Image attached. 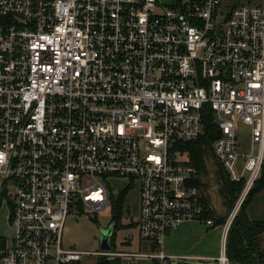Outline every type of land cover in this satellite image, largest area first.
Masks as SVG:
<instances>
[{"label": "built area", "instance_id": "1", "mask_svg": "<svg viewBox=\"0 0 264 264\" xmlns=\"http://www.w3.org/2000/svg\"><path fill=\"white\" fill-rule=\"evenodd\" d=\"M226 1L0 0V207L13 230L0 264H189L164 242L184 222L214 225L197 168L177 154L206 106L212 157L243 188L218 254L193 260L235 264L227 232L264 164V7ZM240 125L255 153H240ZM105 177L138 181L152 254L63 247L69 215L107 207Z\"/></svg>", "mask_w": 264, "mask_h": 264}, {"label": "rangeland", "instance_id": "2", "mask_svg": "<svg viewBox=\"0 0 264 264\" xmlns=\"http://www.w3.org/2000/svg\"><path fill=\"white\" fill-rule=\"evenodd\" d=\"M178 1H180L181 4H186L190 0H158V4L160 7H168L170 5L176 4ZM242 2L245 4L250 3L260 7H264V0H242ZM225 3L227 4L228 1L225 0ZM236 135L240 153H249L252 149L249 141V128L244 125H240ZM252 150L255 153L257 151V148H253ZM179 156L180 157L178 159L180 160H189L186 154ZM204 162V173L200 172L198 184L201 186L205 194V202L209 204L211 208V215L219 217L225 216V222L235 204L230 210H227L222 206V197L219 192L220 186L218 183V167L210 156H208L207 159L204 158ZM104 183L107 185L108 192L110 194L107 207L101 211H84L77 216L69 215L66 218L63 227V247L74 248L87 252H100L101 250L99 248V237L103 231L110 229L111 225L114 224V221L112 220L113 202L117 200L121 192H125L121 221L117 230H115L113 234V249L117 252L152 254V251L149 249L150 242L140 240L138 237L137 229L134 226L139 213L138 181L135 179L123 177H105ZM220 229L221 228L216 227L213 230L214 234L218 236V242L215 253L212 254L213 256H216L218 254ZM12 237L13 230L8 222V207L6 205H2L0 207V241H3L4 246H9ZM211 243L213 244V241ZM4 246L2 245L0 253L4 249ZM134 264H152V262L146 259H139L136 260ZM191 264L216 263L192 260Z\"/></svg>", "mask_w": 264, "mask_h": 264}, {"label": "trees", "instance_id": "3", "mask_svg": "<svg viewBox=\"0 0 264 264\" xmlns=\"http://www.w3.org/2000/svg\"><path fill=\"white\" fill-rule=\"evenodd\" d=\"M220 136L216 125L213 122L212 115L208 106L205 107L203 114V130L199 138L187 143H180L177 146V154H186L189 162L197 168L199 177L200 172L204 173V158L212 157L210 147L212 142ZM186 156V157H187ZM213 159V157H212ZM214 160V159H213ZM218 173L219 192L222 197V206L230 210L236 203L242 188L243 181L233 182L225 174L221 166L214 160ZM264 188V164L261 168L260 176L246 195L237 215L233 219L226 236V255L229 260L235 264H264V246L262 237L264 234V221H252L248 217V206L253 196ZM125 192H121L117 200L113 202V234L117 230L121 221L123 200ZM208 212L207 218L212 219L214 225L219 226L224 223L225 216H213ZM211 215V216H210ZM136 226V223L134 224ZM112 234V241H113ZM4 246L0 241V249ZM113 246V244L111 243ZM1 258V256H0ZM98 264H123L120 260H107L106 258L98 259Z\"/></svg>", "mask_w": 264, "mask_h": 264}, {"label": "crops", "instance_id": "4", "mask_svg": "<svg viewBox=\"0 0 264 264\" xmlns=\"http://www.w3.org/2000/svg\"><path fill=\"white\" fill-rule=\"evenodd\" d=\"M247 212L250 220L264 221V188L253 196ZM216 227L221 228V225L207 227L203 223L184 222L166 236L164 253L176 258H189V264L194 258L215 257L212 254L215 253L218 242V236L213 232ZM262 245L264 246V234ZM149 249H152L150 244Z\"/></svg>", "mask_w": 264, "mask_h": 264}, {"label": "water", "instance_id": "5", "mask_svg": "<svg viewBox=\"0 0 264 264\" xmlns=\"http://www.w3.org/2000/svg\"><path fill=\"white\" fill-rule=\"evenodd\" d=\"M113 225L110 229L103 231L99 237V248L101 252H111L112 251V234H113Z\"/></svg>", "mask_w": 264, "mask_h": 264}]
</instances>
